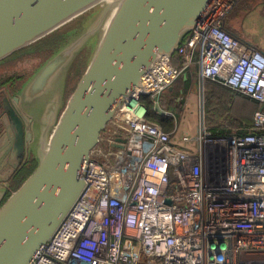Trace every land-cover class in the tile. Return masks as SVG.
I'll return each mask as SVG.
<instances>
[{"label": "built area", "instance_id": "built-area-1", "mask_svg": "<svg viewBox=\"0 0 264 264\" xmlns=\"http://www.w3.org/2000/svg\"><path fill=\"white\" fill-rule=\"evenodd\" d=\"M236 1L212 0L179 64L158 57L115 107L80 198L31 264H264V110L247 133L215 134L201 111L195 132L167 131L142 101L175 117L157 106L189 73L264 104V52L225 27Z\"/></svg>", "mask_w": 264, "mask_h": 264}, {"label": "water", "instance_id": "water-1", "mask_svg": "<svg viewBox=\"0 0 264 264\" xmlns=\"http://www.w3.org/2000/svg\"><path fill=\"white\" fill-rule=\"evenodd\" d=\"M105 1L0 0V61L98 9L15 95L4 96L0 168L7 157L11 167L0 174V264H31L41 245L54 236L86 186L83 165L115 107L141 84L158 57L177 53L212 0ZM93 43L90 61L59 116L60 81ZM30 154L37 166L12 190L13 174Z\"/></svg>", "mask_w": 264, "mask_h": 264}, {"label": "trees", "instance_id": "trees-1", "mask_svg": "<svg viewBox=\"0 0 264 264\" xmlns=\"http://www.w3.org/2000/svg\"><path fill=\"white\" fill-rule=\"evenodd\" d=\"M67 25V24H66ZM74 25V24H73ZM81 25V24H80ZM79 29V26L76 27ZM66 30L60 28L53 33L45 36L37 42L15 52H26L32 48L30 52H42L50 50L53 46H58L64 38H66ZM69 32V30H67ZM28 52V53H30ZM12 57V56H10ZM10 57L6 58L9 59ZM5 59V60H6ZM173 63L179 64L178 54L173 56ZM12 81V80H11ZM190 81L182 75L172 86L166 89L160 97V105L165 110H171L176 115L180 113L183 101L179 100L182 94L189 90ZM205 90L207 91L208 112L211 116L208 125L211 132L215 134H229V133H247L251 132L254 124V114L258 109H264V104L249 96L238 93L230 87L219 84L213 80H205ZM142 101L149 109V118L160 123L167 131H172L175 128L174 119L158 113L153 106L150 97L145 96ZM223 117L224 124L220 125L217 120ZM213 122H218V125ZM227 127L230 129L228 130ZM37 166V160L33 158L24 168L13 176L11 187L18 188L22 182L32 173Z\"/></svg>", "mask_w": 264, "mask_h": 264}, {"label": "rangeland", "instance_id": "rangeland-1", "mask_svg": "<svg viewBox=\"0 0 264 264\" xmlns=\"http://www.w3.org/2000/svg\"><path fill=\"white\" fill-rule=\"evenodd\" d=\"M97 10L98 9L95 8L91 12L81 15L77 19L63 26L62 28L66 30V38H64L62 42L58 44L57 47L53 46L50 50L34 53L30 52L32 51V48H30L26 50V52L24 51L16 53L15 55H12V57H10L9 59L0 61V87L2 86L3 88H7L11 80L12 82L18 81V83L29 80L43 65V63L57 49H59L63 43H66V41H68V39H70L82 27V24L86 23L93 16V12H96ZM78 26L79 29H76V27ZM67 30H69V32H67ZM94 46L95 44L93 43L89 44L86 48H84L74 59L68 71L64 75V78L62 77L63 81H60V83L63 84V102L60 108L59 116L62 110L64 109L69 97L74 91L82 74L84 73L92 56ZM207 94L208 93L205 88L201 91L195 89H192L191 91V89L189 88V90L185 92V94H182L179 98V100L183 101L180 113L176 115L173 111L167 110L168 112H172L175 115V117H172V119H174V125L178 126L180 125V123H185L184 126H191V131L195 132V129L197 128V119H199L198 111L202 112V120L205 122V124H212V122H210L211 116L207 111ZM215 118H220L217 120L219 123H221L220 125L224 124L223 117ZM218 122H213V124L215 123V125H218ZM227 129L229 130L230 128L227 127ZM12 190L14 189L12 188ZM9 193L10 192H8L7 196L9 195Z\"/></svg>", "mask_w": 264, "mask_h": 264}, {"label": "crops", "instance_id": "crops-1", "mask_svg": "<svg viewBox=\"0 0 264 264\" xmlns=\"http://www.w3.org/2000/svg\"><path fill=\"white\" fill-rule=\"evenodd\" d=\"M225 27L229 32L264 52V0H237L235 7L225 20ZM185 78L190 81L191 91L192 89L199 90L201 88L203 90L205 88L206 79L200 80L195 74L189 73L185 75ZM7 161H10L9 157L4 159L0 174L11 167ZM1 185L0 190L2 189Z\"/></svg>", "mask_w": 264, "mask_h": 264}, {"label": "flooded vegetation", "instance_id": "flooded-vegetation-1", "mask_svg": "<svg viewBox=\"0 0 264 264\" xmlns=\"http://www.w3.org/2000/svg\"><path fill=\"white\" fill-rule=\"evenodd\" d=\"M24 83L25 82L18 83V81H14V82L11 81L8 84L7 88H3L2 86L0 87V134H2L4 132L6 133L4 123L1 122L2 114H3V111H4V103H5L4 96L5 95H8V96L15 95L21 89V87H22V85ZM31 110H32L33 114H35V117H36V115L39 112L38 111V107L36 106V104L33 105V107L31 108ZM38 123L39 122H38V119H37V123L36 124H38ZM33 158H34V156L32 154H30L29 157H28L27 162L24 164V166L22 168H24L27 164H29V161H31ZM19 171H17V172H19ZM17 172H15L14 174H16ZM14 174H13V176H14Z\"/></svg>", "mask_w": 264, "mask_h": 264}, {"label": "bare ground", "instance_id": "bare-ground-1", "mask_svg": "<svg viewBox=\"0 0 264 264\" xmlns=\"http://www.w3.org/2000/svg\"><path fill=\"white\" fill-rule=\"evenodd\" d=\"M114 0H106L105 2L108 4V3H111V2H113ZM110 14H112V10L109 12V15ZM107 16L106 17V19H105V21H104V23H103V25H102V27H101V34H103V32H104V30H105V28H106V26H107V24H108V21H109V19H110V16Z\"/></svg>", "mask_w": 264, "mask_h": 264}]
</instances>
